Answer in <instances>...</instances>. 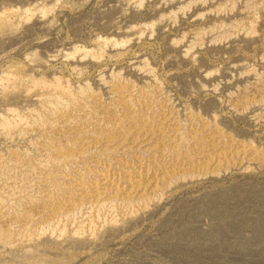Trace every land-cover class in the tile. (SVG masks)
Instances as JSON below:
<instances>
[{
    "label": "rangeland",
    "instance_id": "1",
    "mask_svg": "<svg viewBox=\"0 0 264 264\" xmlns=\"http://www.w3.org/2000/svg\"><path fill=\"white\" fill-rule=\"evenodd\" d=\"M0 264H264V0H0Z\"/></svg>",
    "mask_w": 264,
    "mask_h": 264
}]
</instances>
